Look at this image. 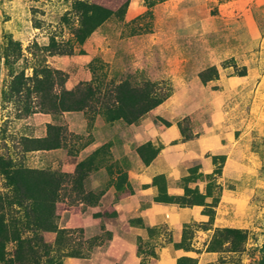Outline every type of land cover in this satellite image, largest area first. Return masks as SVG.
<instances>
[{
  "label": "rangeland",
  "instance_id": "374dc122",
  "mask_svg": "<svg viewBox=\"0 0 264 264\" xmlns=\"http://www.w3.org/2000/svg\"><path fill=\"white\" fill-rule=\"evenodd\" d=\"M0 264H264V0H0Z\"/></svg>",
  "mask_w": 264,
  "mask_h": 264
},
{
  "label": "crops",
  "instance_id": "0c3cea01",
  "mask_svg": "<svg viewBox=\"0 0 264 264\" xmlns=\"http://www.w3.org/2000/svg\"><path fill=\"white\" fill-rule=\"evenodd\" d=\"M162 208V206H160V209ZM185 212L184 211H182V210H179V214L180 215H183ZM160 216V215H159ZM144 219H145V221L147 222V223H150V224H152V220L148 217V216H145L144 217Z\"/></svg>",
  "mask_w": 264,
  "mask_h": 264
}]
</instances>
